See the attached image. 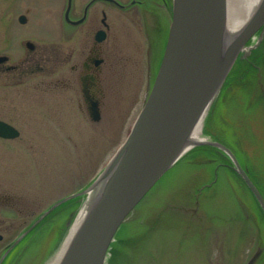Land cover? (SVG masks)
I'll list each match as a JSON object with an SVG mask.
<instances>
[{
    "label": "rangeland",
    "instance_id": "rangeland-1",
    "mask_svg": "<svg viewBox=\"0 0 264 264\" xmlns=\"http://www.w3.org/2000/svg\"><path fill=\"white\" fill-rule=\"evenodd\" d=\"M81 1L86 0L77 3ZM65 2L60 0L53 17L57 43ZM141 10L133 7V19L119 11L115 31L119 79L116 89L109 88L102 99L99 121L89 116L84 105L79 108L81 92L20 89V94L14 87L7 88V118L20 131V138L0 139V196L12 199L0 202V234L4 236L0 258L51 205L85 190L128 137L153 84L149 68L155 15ZM170 15L165 13L168 26ZM250 52L254 53L251 64H236L234 79L218 100V111L224 113L221 117L227 124L219 122L221 131L217 128L215 134L227 137V144L264 196L262 31L241 54L242 59ZM218 150L226 157L204 154L196 159L199 154L190 157L186 153L176 163L122 224L106 264H247L258 251L262 254L255 264L262 259L264 264L260 227L250 212L257 208L255 196L234 166L224 167L226 160L234 163ZM240 209L244 213L239 218ZM62 212L15 250L9 264H33L30 254L37 249L33 246L37 238L40 247L47 241L43 256L38 257L43 264L46 250L66 230L59 222Z\"/></svg>",
    "mask_w": 264,
    "mask_h": 264
},
{
    "label": "water",
    "instance_id": "water-1",
    "mask_svg": "<svg viewBox=\"0 0 264 264\" xmlns=\"http://www.w3.org/2000/svg\"><path fill=\"white\" fill-rule=\"evenodd\" d=\"M172 9L168 41L150 94L115 155L118 159L109 174L103 200L74 243L65 264H106L122 224L187 153L182 151L186 136L194 129L209 99L227 80L250 40L260 31L264 35V1L253 21L234 38L224 57L220 40L224 33L225 0H173ZM95 110V106L91 108V115L97 122L100 114ZM19 135L14 127L0 122V137L14 139ZM203 144L216 147L231 158L233 168L264 212V197L235 154L218 141L200 145ZM75 196L64 199L56 207ZM261 254L258 251L247 264H255Z\"/></svg>",
    "mask_w": 264,
    "mask_h": 264
},
{
    "label": "flooded vegetation",
    "instance_id": "flooded-vegetation-1",
    "mask_svg": "<svg viewBox=\"0 0 264 264\" xmlns=\"http://www.w3.org/2000/svg\"><path fill=\"white\" fill-rule=\"evenodd\" d=\"M59 2L0 0V122L16 128L7 118L10 110L5 106L10 87L20 94L27 90L81 92L79 108L84 105L92 118L91 108L95 106L102 116V99L109 88L116 89L119 79L115 34L119 11L128 12L125 16L133 19L135 5L155 15L149 79L153 82L157 75L167 43L165 13H171V0H66L57 43L53 17ZM3 199L0 196V202ZM6 200L12 199L2 202Z\"/></svg>",
    "mask_w": 264,
    "mask_h": 264
},
{
    "label": "bare ground",
    "instance_id": "bare-ground-1",
    "mask_svg": "<svg viewBox=\"0 0 264 264\" xmlns=\"http://www.w3.org/2000/svg\"><path fill=\"white\" fill-rule=\"evenodd\" d=\"M263 1L264 0H225L224 33L222 35V39L220 40V45L222 46V57L225 56L226 52L229 49V45L232 43L234 38L243 31V29L247 26L248 23H251L253 21V19H254L253 16H254L256 10L258 9V7L260 6V4L263 3ZM170 5H171V8H170L171 9V20H172L173 0H171ZM170 25L168 27L169 30H170ZM168 36H169V31H168ZM256 37H257V34L250 40V42L243 49L241 54L246 51V48L249 46V44ZM167 41H168V37H167ZM254 52H255V50H254ZM253 55H254V53H251L249 56L243 57V59H242V56L240 55L236 64L237 63L245 64V65L251 64L252 59H253ZM241 60H243V61H241ZM236 64L234 67H236ZM155 78H156V76H155ZM233 79L234 78L232 76V71H231L227 80L225 82H222V86H219L216 89V91L213 93V95H212L213 97L210 98L208 103L206 104L204 112L202 113V115L197 120L196 124L194 125L195 126L194 129L192 130L191 133L187 134V136H186L187 138H186L185 146L182 149L183 154L185 152H187L188 154L190 152L192 153L193 151H195L199 147H205V146L213 147L210 145H205V144L200 145V144L205 143V142H214V141H218V142L222 143L228 149L233 151L232 148L227 144V137L222 132H221L222 134H217V133L215 134L216 129L217 128L219 129V126H220L218 124L219 122H224L225 124H227V122L224 120V118L221 117L222 115H224V113L218 111L219 110L218 109V100H219L220 96L222 95L224 88L228 87V85H227L228 82L232 81ZM211 125H215V126H213L214 128H212V131L209 132L208 128ZM223 125L224 124H221L222 127H223ZM230 136H232V135H229V137ZM214 139H219L220 141L214 140ZM122 145L120 146V148L122 147ZM120 148H119V150H120ZM116 154H118V151L116 152ZM180 154H182V153H180ZM115 155L109 161V163L105 166V168L101 171V173L98 175V177L94 181H92L86 187L85 190L80 191L76 194H73V195H76L74 198H71V199L63 202L61 205H59L57 207H56V205L59 202L63 201L64 199H67L70 196H68V197L60 200L59 202L51 205L42 215H45L52 208H54V207H56V208L53 209L52 211H50L39 222V224L36 227L31 229V227L33 226L32 225L28 228V230L24 231V233H22L19 238H21L22 235H24L26 232H28L31 229L21 240H19L18 244H16L13 247V245L16 243V241L19 238L13 244L9 245L6 248L5 252L3 253V255L0 258V264H9V261H11V259H12L11 255L14 253V251L17 249H21V246L24 243H26L31 236L34 237V235L38 233V231L46 224V221H48L50 218H52L57 212H60V210H62V209L64 210V212H62V214H61L62 217L59 220V222L63 223L62 226L64 225L66 230H62L60 232V233L63 232L61 235L57 234V236L55 237L56 239H54L53 242L51 243V247L48 250H46V254H45L44 258H46L47 260L43 264H65L74 243L76 242V240L79 238L80 234L82 233V231L86 227V225H87L90 217L92 216L94 210L100 205V203L103 200L105 189L108 187V179L110 177L109 174H110L113 166L115 165V163L118 159V157H116ZM185 156H186V153L183 155V157H185ZM236 156H237V154H236ZM167 173L165 175H167ZM165 175L163 177H165ZM42 215L40 216V218L42 217ZM0 235L2 236V240H0V241H3L4 236L2 234H0ZM37 239L35 240L36 242H34V245H33L37 249L34 250L32 252V254H30V256L32 258L31 262L33 264H39L38 263L39 262L38 257H40L41 255L43 256L42 250L44 248V244H47V241L45 240L40 247L39 246V238H37ZM11 247H13V248H11ZM42 258H41V260H43Z\"/></svg>",
    "mask_w": 264,
    "mask_h": 264
},
{
    "label": "trees",
    "instance_id": "trees-1",
    "mask_svg": "<svg viewBox=\"0 0 264 264\" xmlns=\"http://www.w3.org/2000/svg\"><path fill=\"white\" fill-rule=\"evenodd\" d=\"M209 131V130H208ZM215 140H219V139H215ZM220 141V140H219ZM196 154H199V156L196 158V159H198V158H202L203 156H204V154H211V155H214V156H219V155H223V156H225L224 154H222L217 148H214V147H209V146H205V147H199V148H197L195 151H193L192 153L190 152L189 153V156L190 157H193V155H196ZM226 157V156H225ZM230 160V159H229ZM225 163V166L224 167H226V168H231V161H228V160H226V162H224ZM227 163V164H226ZM249 172V171H248ZM249 174H250V172H249ZM241 178V177H240ZM241 181H242V178H241ZM242 183L245 185V182L244 181H242ZM246 188H248L247 186H246ZM254 198V200H255V202L256 203H253L254 205H255V207H257V208H255V210H253V209H250V212L253 214V216L255 217V218H257V221H258V225H259V227H260V232H261V235H260V238H259V240H260V243H262V245H264V212H263V210H262V208L260 207V205H259V203H258V201L256 200V198L255 197H253ZM257 204V205H256ZM258 207H259V209H258ZM243 213H244V211L242 210V209H240L239 210V214H238V216H239V218H240V216H243ZM237 217V216H236ZM263 263V259L258 263V264H262Z\"/></svg>",
    "mask_w": 264,
    "mask_h": 264
}]
</instances>
